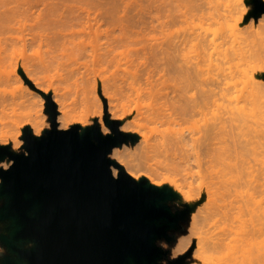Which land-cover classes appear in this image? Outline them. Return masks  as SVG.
I'll list each match as a JSON object with an SVG mask.
<instances>
[{"label":"rangeland","instance_id":"1","mask_svg":"<svg viewBox=\"0 0 264 264\" xmlns=\"http://www.w3.org/2000/svg\"><path fill=\"white\" fill-rule=\"evenodd\" d=\"M56 1L53 2L59 3L61 0ZM48 2L49 0H0V75L11 78L8 82L3 78L5 83L0 78V82L2 81L0 92L10 95L7 96L9 98L13 95H25L30 91L33 96L31 99L36 101L34 105L29 101L17 105L16 109L9 113V116L4 113L6 118L2 111H9L12 108H8L10 105L7 107L8 109L0 107L2 109L0 110V141L11 140L17 144L20 143V137L25 134L24 131L27 127L31 128L34 135L42 134L45 129H50L52 117L48 108L47 96L49 95L52 96L58 109V127L60 128L62 122L67 125L60 129H68L75 125H79L82 129L97 120L106 127L105 118L108 117L119 120L120 129L125 133L128 131L122 128V124L124 121L132 119L144 124L142 133L147 136L154 134L156 129L161 126L157 127L158 123H154V121L157 128L153 129V123L151 122V124L147 119L149 118L147 110H152L148 109L150 105L147 104L149 91L143 90L144 88L138 90L137 87V90L140 91L137 93V90H134L133 82L138 81L135 79L136 73L142 72L144 68L154 69L155 76L158 73H164L166 77L159 86L172 89L176 82L174 73L163 69L166 66L161 64L159 59H155V57L152 59L154 54L158 57L162 47L166 46L167 40H199V37H202L206 40H248L251 42L253 50L251 54L232 60L233 70L227 77L225 76V82L222 84L225 92L227 90L225 88L232 90L243 87L254 61L257 60L258 52L264 55V13L249 14L251 4L248 3V0L245 5L241 4L242 8L236 7V0H126V4L123 6H114L110 3L104 7L88 5L86 8H66L65 5H62V1L60 2L61 7L59 4L58 7L53 4V7ZM246 8L249 11H245ZM197 34L202 35L196 37ZM111 40L118 42H111ZM121 40H125V42L123 41V43ZM191 54H194L193 51ZM216 57V52H213V62L206 65L207 71L210 73H215V63L221 62ZM135 59H137V63L133 61ZM141 60L147 61V63L145 64ZM43 61H46L47 64L51 61L53 66L50 64L51 66L48 68L52 69H46L47 67L43 66L46 63H42ZM34 63L39 64V66L36 64L39 68ZM225 65L228 66L229 63H225ZM40 67L49 72L44 73L45 70L41 68L44 70L41 71ZM34 68L36 71L38 69L36 74L31 72ZM144 72L139 74L141 75L139 79ZM145 74L144 76H146ZM27 76L33 78L32 83H29ZM141 80L143 81V79ZM141 80L138 83L145 82V79L144 82ZM140 85L147 87L146 84ZM129 86L133 88L130 89ZM139 89H141L140 86ZM229 93L226 92V94ZM152 100L153 97L151 102ZM145 101L147 102L146 106ZM38 109L40 110L39 115L36 113ZM62 111L66 112L65 120L60 119ZM36 121H39L38 127L35 126ZM130 134L136 135V138H128L120 146L125 159L124 168L126 171L130 168L143 174L140 180L147 178L149 181V177H151L154 178L153 183L162 181L167 173L168 175L174 173V177H170L174 179L177 177V180H180L179 178L183 175V177L186 176V179L189 174H193L192 177L195 175L190 172L189 174L185 172L188 174L185 175L181 169V172L179 171L178 168H182L183 165L179 160L181 157L179 159L176 157L177 159L173 160L169 156L174 163L176 161V164L179 165L177 168L176 164H170L173 162L166 158L164 153H155L154 151L153 156L150 153V157H148L147 150L139 143L138 134H134V132ZM244 141L243 139L241 145L245 144L246 147L245 152L240 156L241 168L238 175L240 184L235 202L238 211L235 240L228 244L229 239H227L217 250L211 251L212 242L217 237L224 236L222 233L226 228L225 224L222 223L217 227L215 234L211 233V230L201 232L194 229L190 203L183 200L179 189L173 186L179 194L180 200L171 211L177 213L189 209L184 218L173 223L167 229V236H164V239L160 241L165 247L171 248L173 258L182 255L185 257V264H220L227 261V253L231 247L240 251L259 248L263 253L261 256L264 257V144L255 143L253 146V144ZM157 154H160V159L159 157L155 158L158 156ZM189 156L186 158H190ZM109 157L115 160L111 152ZM186 158L185 162L183 160L184 164L186 161H192L193 165L196 162L193 163L195 158L192 160H186ZM155 159L159 161L158 163L162 159L165 164L170 161V166L174 165V169H178L179 174L176 169V171L173 169L176 174L171 169L172 173L168 168L169 164L167 168L165 165V169L163 161V165L160 163L159 167L162 172L164 169L166 172L159 173L160 170ZM149 163L152 165L150 166ZM191 163L188 166L190 170ZM199 165L195 164L193 167L197 168ZM250 165H253L255 171L251 172ZM201 168L202 171L205 169L203 167H200L199 171L197 169L199 174ZM200 175L194 178H198ZM202 175L200 177H203ZM192 177H190L191 180L194 179ZM200 177L194 183L187 180L188 185L192 183L194 188L195 182L198 185ZM205 179L206 177L203 180L205 181ZM169 180L170 178L168 181L166 180L168 184ZM182 182H184V178ZM169 185L171 186V183ZM191 185L189 186L192 187ZM199 185L202 187V183ZM197 189L196 187L194 192L199 190L201 193L198 200L201 198L205 202L207 193L204 188ZM224 199L228 202L227 196L221 201L223 202ZM165 222L168 221L165 220ZM12 229V220L8 218L5 220L3 228L0 229V236H9ZM33 245L34 242L31 241V247ZM198 249L202 252L201 257H198ZM9 258L17 259L18 256L0 239V261L5 264ZM261 262L264 264V260ZM236 264L259 263H251L240 256Z\"/></svg>","mask_w":264,"mask_h":264},{"label":"bare ground","instance_id":"2","mask_svg":"<svg viewBox=\"0 0 264 264\" xmlns=\"http://www.w3.org/2000/svg\"><path fill=\"white\" fill-rule=\"evenodd\" d=\"M53 1L56 0H49L48 3L51 6L54 4L55 7H58L62 1V5H65L66 8H86L88 5L104 7L110 3L114 6H123L126 4V0H61L59 3L57 2L58 0L56 1L57 3H54ZM236 1V7L242 8L241 4L245 5L247 0ZM59 7H61V5ZM201 35L202 34H197L195 36L199 37ZM114 41L118 42L117 40H111V42ZM121 41L125 42V40ZM209 48H212L213 50H210ZM191 51H193L194 54H191ZM252 51V44L248 40H206V38L202 37H199V40H167L166 46L162 47V50L157 55L158 57L154 54L152 55V59L154 57L155 59H159L160 63L166 66V68L163 69H167L168 71L174 73L176 82L172 89L159 86L160 83L165 81L164 79L166 77L164 73H158L156 77V71L154 69L148 70V68H144L143 65L142 66L145 70L142 67L141 68L145 72L142 70V72L140 71V73H136L135 79H138V81L143 79L141 82H144L145 79V82L138 83V81H136L137 84H139L137 86L136 82L131 81L136 84L134 85L132 83L133 87L135 86L134 90H137L138 87V90H142L144 88L143 90H148L150 92V94L149 92H146L149 97H153L151 102L152 97L149 98L146 95L148 97V103L145 101V106L147 103L150 105H147L150 107L148 109H152L151 111L147 110L149 113H146L149 117L147 119L150 123L155 121L154 123H158V125L160 124L159 126L157 125V127H161L156 129L154 134L147 136L145 133H142L144 124L140 121L129 119L127 122L124 121L122 124V128L126 129L128 133L134 132V134H138L139 143L147 150L148 157H150V153L152 155L155 151V153H164L166 158H169L170 156L173 160L177 159L176 157H178V159L179 157H184L183 160L185 162V158L190 155V158H186V160H192V158H195L193 161V163L196 161L194 165L191 163L192 161H186V165L180 158L179 160L182 161L181 164L183 163L184 166L182 165V168H178L179 171L181 172L182 170L183 173L186 172L188 174L189 172L194 173L195 175L193 177V174H189L192 178L205 171L206 175L205 173H202L203 175H201L203 177H200L201 175L199 176L200 181L205 177L207 179H205L206 182L203 179L201 181V186L207 193V199L203 202L201 198L198 200L201 194L198 189L202 188L199 185L201 184L199 183L200 181L197 182L198 185H196V182L194 184V188H198L197 192H194L195 189L191 185L192 183L189 184L192 187L188 185L191 181L194 183V181L199 180V177L191 180L189 176V178L187 177L186 179V176L183 177V175L182 177L180 176L182 180L179 178L181 181L177 180V177V179H174L172 178L174 177L173 172L176 170V172H178V169L176 168L179 166L176 164V161L174 163V161L170 158L169 159L173 163H170L169 160V162L166 161L171 165L176 164V170L174 169V165L170 166L169 164L170 167H168V164H165L162 159L160 162L162 164L163 161L164 165H162L164 168L165 165H167L166 168L168 167L170 171L171 169L175 170H173V172L171 171L173 175H168V173L167 176L165 175L167 177L166 180L168 181L170 178L169 184L171 183V186L178 188L181 198L190 203L192 211L191 220L194 229L200 230L201 232L211 230V233L214 232L215 234V229L221 226L222 223L225 224L224 227L226 228L222 233L224 236H219L212 242L211 251L217 250L227 239H229L228 244L235 240L234 233L236 231L235 227L238 218V211L236 210L235 202L237 200L239 191L238 188L240 184L238 181V175L241 168L240 156L243 155L246 147L245 144L241 145L243 143L242 141L244 139V142L253 144V146L255 143L264 144V55L258 52L257 60L254 61L255 63L252 66L251 72L247 75V79L245 80V85L243 87L232 90L229 88L230 91L228 88H225V90L227 89V93L230 92L229 94H226L224 86H222L226 79L225 76L227 77L233 70L231 65L232 60L247 56L248 54H251ZM213 52H216V59H220L223 65L221 62L215 63L216 71L215 73H210L207 71L206 65L213 62ZM161 60H164V62H161ZM133 61H136V63L138 62L137 59ZM50 62L49 64H47L46 61L42 62L47 64H43V66H46L47 68H45L48 70L51 68H48V66H53V64H51L52 62ZM142 62H145V64L147 63V61ZM225 63H229V65H225ZM37 65L39 66V64ZM38 66L37 68H39ZM41 68L43 67H40V69ZM54 68H56V66ZM44 70L41 69V71ZM48 70H45L44 73L46 71V73H48ZM31 72L36 74L38 69L36 71V68H34ZM143 72L144 74L146 73V76L142 74V77H144L139 79L141 76L139 74ZM137 75H139V77H137ZM1 76L2 75H0V78L3 83H5L4 79L6 82L11 79L9 76H6L8 78V80H6V77ZM27 80L29 83L33 82V78L31 76H27ZM140 84H146V88L148 89H146L145 86L141 87L142 85ZM139 86L141 89H139ZM129 87L130 89L133 88L132 86ZM138 90L137 93L140 92ZM239 91L240 93H238ZM2 94L3 92L0 94V107H4L3 109L12 108V110L10 109L9 111L3 110V115L6 113V115L9 116V113L13 112L17 105L24 104L27 101H29L32 105L36 103L35 100L31 99L33 96L30 91L22 96L11 95L12 97L9 98L7 96L10 95H5L6 93H4L2 96ZM9 105L10 107H8ZM1 108L0 110H2ZM39 111V109L36 111L38 115ZM6 115H4V117ZM60 119H66L65 111H62ZM154 123L153 129L156 127ZM35 126H39V121H36ZM61 127L64 128L67 127V125L62 122L60 124V128ZM111 154L117 162L125 167L123 149H121L119 145L112 149ZM164 154H162L163 157H165ZM159 155L155 158L158 159ZM152 160L154 159L152 158ZM179 160H177V162H179ZM158 162L159 161H157V165L159 167L161 164ZM190 163V167H192L191 170L188 168ZM195 164L196 166L200 165L196 168L193 167ZM151 165L152 164H150V166ZM185 165L187 166V170ZM155 167L157 166L155 165ZM200 167H203L206 170L203 169L202 171L201 168V173L199 174L198 171ZM250 167L251 172L255 171L253 165H250ZM160 168L161 167H159V170ZM194 168L195 171L193 172ZM116 171H118L117 167L113 166V172L115 173ZM127 171L136 180H140L143 175L130 168H128ZM163 172L160 170L159 173ZM186 173L185 175H188ZM165 178L162 181H166ZM183 178L185 183L187 180L190 181L185 184L182 182ZM153 180L154 178L149 177V182H153ZM226 196L228 197V202H226L225 199V201L223 200L222 202L221 200ZM201 253V250L198 249V257H201ZM261 253L262 252H260L259 248L240 251L235 247H231L227 253V261L220 264H236L240 256H243L251 263L256 262L262 264L261 260H264V257H262L263 253L261 256Z\"/></svg>","mask_w":264,"mask_h":264},{"label":"snow or ice","instance_id":"3","mask_svg":"<svg viewBox=\"0 0 264 264\" xmlns=\"http://www.w3.org/2000/svg\"><path fill=\"white\" fill-rule=\"evenodd\" d=\"M248 3L249 14L264 13V0H248ZM106 123L105 127L97 120L79 131L76 128L57 131L53 122L42 134L34 135L31 131L22 134L18 144L0 141V229L6 219L12 220L14 227L9 240L20 254L18 264H46L34 256L31 236L56 211L52 192L68 174L85 185L98 178L101 190L129 188L157 216L156 226L134 238L132 250L120 264H185L184 256L173 258L171 248L160 243L167 227L165 217L176 207L179 194L166 181L133 180L119 165L114 173L110 165L115 161L108 158L104 145L119 133L113 122L106 119ZM48 154L54 156V163L42 173L39 164ZM110 210L111 205L106 204L105 211Z\"/></svg>","mask_w":264,"mask_h":264},{"label":"water","instance_id":"4","mask_svg":"<svg viewBox=\"0 0 264 264\" xmlns=\"http://www.w3.org/2000/svg\"><path fill=\"white\" fill-rule=\"evenodd\" d=\"M47 99L52 123L57 125V131L70 129L58 127L56 103L50 95ZM106 119L117 126L119 133L104 145L108 158L114 160L109 157L112 149L117 145L121 146L128 138L135 139L136 135L123 132L119 120L108 117ZM71 128L80 130L79 125ZM29 131L31 128L27 127L24 132ZM114 161L115 164L110 165L111 168L113 165H119L125 175L136 180L121 164ZM53 163L54 156L45 155L40 161L39 171L46 173ZM136 181L148 180L142 178ZM52 195L56 199V211L47 222L39 225L31 236V241L34 242V256L46 264H120L132 250L134 238L141 232L154 228L158 223L154 211L147 203L141 204L132 190H101L98 178L85 185L68 174L62 184L54 187ZM106 204L111 205L110 211H105ZM188 212L189 209H186L177 213L170 211L167 214L165 236L167 229L184 218ZM12 225L14 227L13 222ZM9 236L1 235L0 239L16 252L18 258H9L5 264H18L21 257L11 244Z\"/></svg>","mask_w":264,"mask_h":264}]
</instances>
